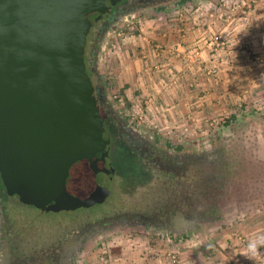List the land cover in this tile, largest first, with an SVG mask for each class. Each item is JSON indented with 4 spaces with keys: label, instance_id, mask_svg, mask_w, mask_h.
I'll list each match as a JSON object with an SVG mask.
<instances>
[{
    "label": "rangeland",
    "instance_id": "374dc122",
    "mask_svg": "<svg viewBox=\"0 0 264 264\" xmlns=\"http://www.w3.org/2000/svg\"><path fill=\"white\" fill-rule=\"evenodd\" d=\"M152 20L165 24L173 20L178 29L185 27L180 26V23H188L190 32L203 27L210 32L206 40L220 34L217 22L220 23V29L227 28L230 31V37L226 30L221 32L228 48L224 60L211 58V54L206 52L209 59L208 62L203 60L201 68L206 67L210 74L201 77V71L193 72L187 77L192 80L189 82L182 79L184 73L173 72L176 76L173 84L184 87L180 99L189 102L183 107L174 108L173 112L183 113L185 109L184 116L166 119L162 114L167 106L148 105L149 99L138 91H132L131 97L125 96L115 77L110 74V69L106 68L108 62H104L102 48L106 44L110 47L111 42L117 44L115 36L106 38L108 32L103 34L104 38L99 40L96 48L95 77L103 85L114 113L160 146L192 153L222 151L224 165L228 168L224 170L228 180L221 201L222 208L210 225L186 235L172 236L162 231L123 227L110 234L105 233L92 241L74 264H139L140 261L147 262L148 257L152 256L149 258L152 259L150 263L166 258L170 252L176 256L177 262L173 264H219L221 261V264H264V247L260 249L261 255L254 260L246 258L249 241L264 237V0H173L166 6L137 9L115 23L113 28L117 27L121 37L124 34L133 36L138 34L140 24ZM96 31L97 27L88 36V53V46L99 37ZM214 59L215 63L212 62ZM233 59L238 61L233 64ZM203 77L206 81L203 80L204 88L193 89V85L201 83ZM163 81L165 83V79ZM204 100H210L211 103L205 104ZM231 168L236 169L233 177L227 173V170L231 172ZM137 180L131 177L122 197L120 192L115 191L111 200L119 206H144L146 200L151 198L152 190L138 185ZM84 182H88V176ZM12 201L4 200L6 209L18 208V204ZM108 205L105 203L78 211L48 213L43 218L50 224L75 221L76 218L99 213L105 208L111 211L112 207ZM24 210L30 218L33 215L37 217L30 208L25 207ZM24 219L21 218L19 222L23 223ZM122 242H131V247L147 254H143L147 260H138L137 257L131 262L110 259L109 249L113 245H122ZM146 245L151 246V249H147V252L140 249ZM203 259L209 261L203 263Z\"/></svg>",
    "mask_w": 264,
    "mask_h": 264
},
{
    "label": "water",
    "instance_id": "95a60500",
    "mask_svg": "<svg viewBox=\"0 0 264 264\" xmlns=\"http://www.w3.org/2000/svg\"><path fill=\"white\" fill-rule=\"evenodd\" d=\"M121 1L0 0V180L25 205L48 212L84 204L61 193L65 174L108 142L86 40Z\"/></svg>",
    "mask_w": 264,
    "mask_h": 264
},
{
    "label": "flooded vegetation",
    "instance_id": "af4514ba",
    "mask_svg": "<svg viewBox=\"0 0 264 264\" xmlns=\"http://www.w3.org/2000/svg\"><path fill=\"white\" fill-rule=\"evenodd\" d=\"M172 1L123 0L90 29L89 34L97 27L99 37L88 46V53V34L84 62L108 142L91 162L75 161L65 174L61 193L84 202L76 209L47 212L25 205L16 197L8 196L0 180V264H74L92 241L116 229L138 228L172 236L186 235L210 225L219 215L228 180L224 172L225 157L219 150L192 153L160 146L114 113L103 85L95 77L96 48L103 34L112 30L115 20L137 9L166 6ZM87 176L88 182H84ZM131 177L138 179V185L152 190L151 198L141 208L119 206L111 200L115 191L122 197ZM103 194L101 202H91L94 195ZM4 200H13L18 208L6 209ZM105 203L110 204L111 211L105 208L75 221L50 224L43 218L48 213L78 211ZM25 207L37 217L30 218ZM21 218H25L23 223L19 222Z\"/></svg>",
    "mask_w": 264,
    "mask_h": 264
},
{
    "label": "crops",
    "instance_id": "0c3cea01",
    "mask_svg": "<svg viewBox=\"0 0 264 264\" xmlns=\"http://www.w3.org/2000/svg\"><path fill=\"white\" fill-rule=\"evenodd\" d=\"M168 22L170 23L165 24L162 21L158 22L157 20L146 22L144 21L142 24H140L141 28L137 35L132 36L128 34L125 36L124 34L123 37H121L122 34L119 36L118 29L117 27H115L110 32H108L106 38H114L113 36H115V38H117V44L114 45L113 42H111L110 47L106 44V46L102 48V53L104 51V62H108L106 68L110 69V74L115 77L117 85L119 86L121 91L125 93V96L131 97L132 91H138L139 93H142L145 98L149 99V102H146L148 105L157 104L161 107L167 106V108L165 109V113L162 115L163 117L166 116V119L168 118L169 120H171L175 117L177 118L178 116H184L185 109H183V113L175 112V114L173 112V109L183 107V105H186L189 102H185L183 98L180 99V94L182 93L184 87L182 85H179L180 87H177L175 84H168L169 76L167 77L166 73H158L157 71H155L154 67L157 63L165 65L167 63V60H169L168 62L170 67L172 68V71L176 74H178V72L180 74L184 73L182 75V79H186L188 81L190 80L189 82H191L192 80L187 79V77H190L188 75H193V72L199 73V71H201L199 74L201 75V77L202 75L210 74L209 69L208 71H206V67L201 68L202 64L200 65L199 63L192 68H186L185 61L183 59L184 55L182 54L183 52H190L196 47L203 48L202 46L204 45V39H206L210 35V32L207 30L205 31L203 27H201V29L199 28L190 32V27L187 28L188 23H180V26L185 25V27H179L178 29V25L176 26L175 23H173V20H168ZM208 27L209 26H207L206 29H208ZM216 27L222 33L226 30L227 36H229L230 31H228L227 28L220 29L221 26L219 22L216 23ZM192 33L195 35H191ZM231 35H233V32ZM117 36L120 38H118ZM232 40L234 41V39ZM158 45H161L162 48L165 49H171V55L166 56V59H161L159 57V53H157V50L155 48ZM179 50H182V53H179ZM202 56L203 60L208 62L209 58L206 52H203ZM236 61H238V59H233V61L231 60V63L235 64ZM212 62L215 63V59ZM225 70L226 69H224V71ZM164 78L165 83L163 81ZM203 80L204 77L201 83H198L196 85L194 84L192 88H196L197 90L204 88L202 85H205L204 83L206 81L204 80V82ZM147 99L146 101H148ZM204 101V103L208 105L209 103H211L210 100ZM131 244V242H128L127 244L122 242V245H113L111 249H109V258L113 260L118 259L122 262L123 259L131 262L132 260H135L136 257L139 258L138 260H147L146 257L144 258V256H146L147 254L140 253V250H135L134 247H131L133 246ZM147 246L148 245L140 249L147 252V249H151V246ZM135 254L139 255L135 256ZM142 257L144 259H142ZM150 257L152 256L148 257L147 262L140 261L139 264H170L168 256L166 258L164 257L156 260L153 258L155 261L149 263V260H152L149 259ZM205 261L209 260L203 259L201 262L204 263ZM223 264L225 263L223 262Z\"/></svg>",
    "mask_w": 264,
    "mask_h": 264
},
{
    "label": "built area",
    "instance_id": "2783aa9c",
    "mask_svg": "<svg viewBox=\"0 0 264 264\" xmlns=\"http://www.w3.org/2000/svg\"><path fill=\"white\" fill-rule=\"evenodd\" d=\"M226 44H227V41L222 36V34H217V35H214V37H211L210 40L204 39V45L202 46L203 48L196 47L194 48V50H191L190 52H183V53H182V50H179V53H182L184 55L183 59L185 61L186 68H192L198 63L200 65L202 64L203 62L202 53L203 52H208V54L210 53L211 58H215L216 60L218 59L224 60L226 50L228 49ZM155 48L157 50V53H159V57L161 59L162 58L166 59L167 58L166 56L171 55V52H172L171 49L162 48L161 45H158ZM168 61L169 60H167V63L165 65L157 63L154 68H155V71H157L158 73H162V74L166 73L167 77L169 76L168 82L173 84V80L176 78V76H174L172 68L170 67ZM168 258L172 264L177 262L176 256L172 254L171 252L168 254Z\"/></svg>",
    "mask_w": 264,
    "mask_h": 264
},
{
    "label": "clouds",
    "instance_id": "9594fccd",
    "mask_svg": "<svg viewBox=\"0 0 264 264\" xmlns=\"http://www.w3.org/2000/svg\"><path fill=\"white\" fill-rule=\"evenodd\" d=\"M264 247V237H258L250 240L247 245L246 258L254 260L256 256L261 255L260 249Z\"/></svg>",
    "mask_w": 264,
    "mask_h": 264
},
{
    "label": "trees",
    "instance_id": "16d2710c",
    "mask_svg": "<svg viewBox=\"0 0 264 264\" xmlns=\"http://www.w3.org/2000/svg\"><path fill=\"white\" fill-rule=\"evenodd\" d=\"M221 149V148H220ZM219 153H220V155H222L223 153H222V151L221 150H219ZM226 169H228V168H226ZM225 169V170H226ZM233 171V172H232ZM235 171H236V169L235 168H231V172H229V170H227V173H230V176L231 177H233L234 175H235Z\"/></svg>",
    "mask_w": 264,
    "mask_h": 264
}]
</instances>
